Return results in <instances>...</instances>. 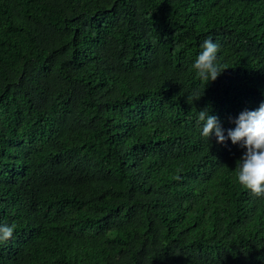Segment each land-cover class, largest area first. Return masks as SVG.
Returning <instances> with one entry per match:
<instances>
[{
  "label": "trees",
  "instance_id": "trees-1",
  "mask_svg": "<svg viewBox=\"0 0 264 264\" xmlns=\"http://www.w3.org/2000/svg\"><path fill=\"white\" fill-rule=\"evenodd\" d=\"M262 103L264 0H0V264H264L242 150L197 122Z\"/></svg>",
  "mask_w": 264,
  "mask_h": 264
},
{
  "label": "clouds",
  "instance_id": "clouds-1",
  "mask_svg": "<svg viewBox=\"0 0 264 264\" xmlns=\"http://www.w3.org/2000/svg\"><path fill=\"white\" fill-rule=\"evenodd\" d=\"M219 44L209 37L200 45V51L191 67L206 85L215 82L228 69L220 63ZM199 134L208 141L213 137L217 144L227 145L228 141L239 146L242 156L236 162L237 183L253 196L264 198V103L256 110H245L233 121L234 127L225 129L209 109L198 112ZM15 223H0V244L14 238Z\"/></svg>",
  "mask_w": 264,
  "mask_h": 264
}]
</instances>
